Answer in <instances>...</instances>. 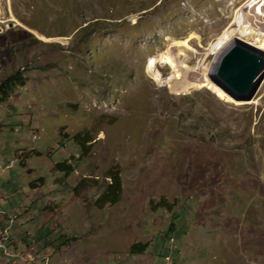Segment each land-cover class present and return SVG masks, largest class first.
<instances>
[{
    "label": "rangeland",
    "instance_id": "374dc122",
    "mask_svg": "<svg viewBox=\"0 0 264 264\" xmlns=\"http://www.w3.org/2000/svg\"><path fill=\"white\" fill-rule=\"evenodd\" d=\"M247 1L0 0V82L25 77L0 102V264H264V78L248 101L195 86L223 30L253 45ZM169 45L181 76L157 82Z\"/></svg>",
    "mask_w": 264,
    "mask_h": 264
},
{
    "label": "water",
    "instance_id": "95a60500",
    "mask_svg": "<svg viewBox=\"0 0 264 264\" xmlns=\"http://www.w3.org/2000/svg\"><path fill=\"white\" fill-rule=\"evenodd\" d=\"M210 79L236 101H248L264 78V51L234 37L213 57Z\"/></svg>",
    "mask_w": 264,
    "mask_h": 264
},
{
    "label": "bare ground",
    "instance_id": "6f19581e",
    "mask_svg": "<svg viewBox=\"0 0 264 264\" xmlns=\"http://www.w3.org/2000/svg\"><path fill=\"white\" fill-rule=\"evenodd\" d=\"M238 12L239 14L236 16V22L239 24L240 29H242L241 31L246 32V34L252 35L254 39V42H252L253 46L255 45L256 47H258V49L264 51V0H248L247 3L244 4L238 10ZM252 30H254V32H252ZM235 34H236L235 30H233L232 28H226L225 30H223L216 37V39L209 44L208 48L210 54L216 56L223 47H225L234 37H236ZM190 38L191 36H188L187 38L182 39L180 41L176 40V42H174L172 45L179 47L184 46L190 48L189 45ZM172 45L167 46L163 51L159 52L155 56L148 58L147 60L146 71L157 82H161L160 74L156 69L157 64L166 65V66L168 65L169 67H171L172 74L174 76L177 77L181 76V72L178 70V66H181L182 63L180 62L181 63L180 65L177 64V60L171 49ZM211 67H212L211 64L210 66L208 65V67H205L202 79L197 84H195V86L196 87L205 86L207 88H210L220 98L233 99L229 94H227L222 89H220L210 79Z\"/></svg>",
    "mask_w": 264,
    "mask_h": 264
},
{
    "label": "trees",
    "instance_id": "16d2710c",
    "mask_svg": "<svg viewBox=\"0 0 264 264\" xmlns=\"http://www.w3.org/2000/svg\"><path fill=\"white\" fill-rule=\"evenodd\" d=\"M25 83V77L23 73L19 70L9 74L6 76L1 82H0V102L6 101V98L8 97L9 92H11L15 87L17 86H23ZM65 140L71 141L74 145H76L79 148V157H83L88 150L87 143L91 141V136L89 135L88 131L85 132H78L73 135H66ZM74 169V166L68 162L65 159L58 160L54 163L52 172L61 174L65 178L67 177ZM119 167L116 165L113 168L109 169L107 172L106 177L109 178V181L105 183L103 186L102 191L97 196L95 200V205L97 207H103L105 205H113L117 203L120 199L121 195V178L119 175ZM60 178V177H59ZM56 181V180H55ZM77 189L74 188V191ZM154 206H165L169 208L168 202L161 198ZM170 231H173L172 229H169ZM174 238L171 237V240ZM147 248V243H134L131 247V253L139 254L143 253Z\"/></svg>",
    "mask_w": 264,
    "mask_h": 264
}]
</instances>
